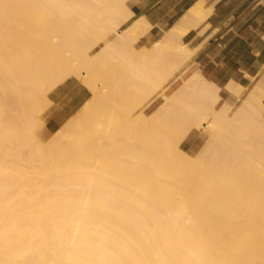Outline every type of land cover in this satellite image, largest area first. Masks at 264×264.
<instances>
[{"label":"bare ground","instance_id":"6f19581e","mask_svg":"<svg viewBox=\"0 0 264 264\" xmlns=\"http://www.w3.org/2000/svg\"><path fill=\"white\" fill-rule=\"evenodd\" d=\"M209 11L137 46L125 0H0V264H264V77L227 79L233 107L185 66ZM70 76L89 96L42 139Z\"/></svg>","mask_w":264,"mask_h":264},{"label":"crops","instance_id":"0c3cea01","mask_svg":"<svg viewBox=\"0 0 264 264\" xmlns=\"http://www.w3.org/2000/svg\"><path fill=\"white\" fill-rule=\"evenodd\" d=\"M194 1L125 0L131 15L143 16L149 24L136 45L159 37ZM205 5L210 6L205 20L182 37L189 48H195L185 66L197 67L204 78L219 87L221 99L235 102L224 88L227 79L249 88L259 76L264 77V0H205ZM88 96L87 87L73 76L58 83L48 92L49 104L37 135L47 138ZM191 132L183 140L186 149L195 147L196 136Z\"/></svg>","mask_w":264,"mask_h":264},{"label":"rangeland","instance_id":"374dc122","mask_svg":"<svg viewBox=\"0 0 264 264\" xmlns=\"http://www.w3.org/2000/svg\"><path fill=\"white\" fill-rule=\"evenodd\" d=\"M8 10V9H7ZM9 11H11L8 15H11V16H15V17H17V18H21L23 15V13H21V14H19L18 12H16L15 11V9H13V8H10V10ZM76 78V77H75ZM78 79V78H77ZM161 96H157V98L148 106V107H146L145 108V110H144V112L145 113H148L159 101H160V98ZM238 103V100H236L235 102H233V107L236 105ZM49 104V100H45L44 102H43V106H42V109H43V111H42V117H43V113H44V111H45V109H46V107H47V105ZM190 131H192L191 133L192 134H194L195 136H196V139H195V147L193 148V149H186L185 147H184V144H183V140H184V138H185V136L182 138V140L180 141V143L182 144V146H181V144H180V146L181 147H183L187 152H189L190 154H193V153H195L196 151H198V149L200 148V146H201V143L204 141L203 139L205 138V136H206V131L205 130H203V129H191ZM43 139V138H42ZM218 160H216V162H217ZM216 162L214 163V164H211V165H209V166H207L205 169H206V171H212V170H214V169H217L218 168V166L216 165Z\"/></svg>","mask_w":264,"mask_h":264}]
</instances>
